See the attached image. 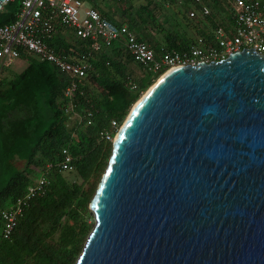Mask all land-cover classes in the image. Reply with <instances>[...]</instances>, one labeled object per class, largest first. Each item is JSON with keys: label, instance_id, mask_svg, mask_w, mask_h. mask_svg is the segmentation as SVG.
<instances>
[{"label": "water", "instance_id": "1", "mask_svg": "<svg viewBox=\"0 0 264 264\" xmlns=\"http://www.w3.org/2000/svg\"><path fill=\"white\" fill-rule=\"evenodd\" d=\"M132 105L74 264H264V54L176 65Z\"/></svg>", "mask_w": 264, "mask_h": 264}, {"label": "trees", "instance_id": "2", "mask_svg": "<svg viewBox=\"0 0 264 264\" xmlns=\"http://www.w3.org/2000/svg\"><path fill=\"white\" fill-rule=\"evenodd\" d=\"M189 1L144 0L135 5L134 0H115V8L126 14L121 21L114 19L115 12L105 10L109 0H91L90 5L114 24H127L158 55L161 50L183 49L196 36L208 35L216 24L228 25L223 0H201L210 9L206 19L188 17ZM165 5L169 6L165 17L168 29L152 11H161ZM19 6L20 0L4 2L0 25L13 21ZM153 30L162 36L158 38ZM48 44L68 55L90 53L91 69L78 81L72 110L63 95L69 78L48 62L22 54L29 58L25 68L1 77L0 211L25 192L37 178L35 173L45 174L48 184L22 208L7 238L2 235L0 218V264L75 263L93 225L88 222L93 218L88 206L111 151L112 141L102 139L99 131L110 128L113 119L121 127L132 104L162 74L150 76L118 43L113 44L111 55L90 50L85 40L67 35L53 36ZM128 61L140 67L142 75L132 76ZM130 80L136 89L128 84ZM84 109L92 112L91 124L84 125L73 114ZM63 147L73 156L71 172L56 167ZM16 161L23 166H17Z\"/></svg>", "mask_w": 264, "mask_h": 264}, {"label": "built area", "instance_id": "3", "mask_svg": "<svg viewBox=\"0 0 264 264\" xmlns=\"http://www.w3.org/2000/svg\"><path fill=\"white\" fill-rule=\"evenodd\" d=\"M84 1L20 0L14 20L0 25V80L7 64L22 54H34L38 60L50 63L69 78L63 95L72 110L71 100L78 89V81L91 69L90 53L79 52L73 56L56 52L48 44L56 35L85 40L90 50L105 55H111L113 44L118 43L124 53L152 77L176 65L218 61L243 48L254 47L255 51L264 54V0H223L228 25L216 24L208 35L196 36L183 49L161 50L158 55L148 43L138 39L127 24H114L92 5L84 8ZM187 6L190 18L206 19L210 14V9L201 0H190ZM128 84L137 88L131 80ZM73 114L84 125L92 122V112L87 109ZM119 127L113 119L110 128L102 129L99 135L113 141V133ZM56 167L64 172L74 170L73 156L67 147L61 149ZM47 184L48 177L40 173L21 196L0 211L4 238L13 231L22 208L30 199L42 194Z\"/></svg>", "mask_w": 264, "mask_h": 264}, {"label": "rangeland", "instance_id": "4", "mask_svg": "<svg viewBox=\"0 0 264 264\" xmlns=\"http://www.w3.org/2000/svg\"><path fill=\"white\" fill-rule=\"evenodd\" d=\"M110 1V3L107 5V7L105 8V10H107L108 11V13H110V12H115V15H114V19L116 20V21H121V19L124 17V15H126V14H121V12H119V10L118 9H116L117 8V6H116V8H115V0H109ZM135 2V5H137L138 3L137 2H139V1H141V2H143L144 0H134ZM91 4V0H85L84 2H83V7L84 8H86V7H88L89 5ZM97 4H99V2L97 1ZM188 4V3H187ZM124 6H126V4L124 5ZM116 9V10H115ZM168 9H169V6L168 5H165V7L161 10V11H158L157 9H152V11L155 13V14H157V20H158V22H160L161 24H163V27L164 28H169V25H168V23H167V18H165V17H168L169 16V14H168ZM132 12H133V10H131ZM112 12V13H113ZM130 13V12H129ZM170 18V17H169ZM168 18V19H169ZM148 24L150 25V28H152V25H151V22H148ZM134 31V30H133ZM189 33H191V30L189 29ZM135 32V31H134ZM153 32H154V34H157V37L159 38V37H161L162 35L161 34H159L158 33V31H155V30H153ZM135 34H137L136 32H135ZM28 57H30V58H36V55H34V54H29L28 55ZM28 57H24V56H22V57H18V58H16L15 60H13V61H11L9 64H7L4 68H3V71H2V73H1V76H13V75H15V74H17V73H19L20 71H22L24 68H25V66L27 65V63H28ZM127 66H128V69H129V73L132 75V76H140V75H142V69L140 68V67H138L134 62H130V61H128V64H127ZM157 79V78H156ZM155 79V80H156ZM143 93V92H142ZM115 137V136H114ZM114 140V139H113ZM23 162H21V161H16V165L17 166H19V167H21V166H23ZM36 176H38V173H35V177ZM68 178H71V179H73L74 178V176H72V175H66ZM88 222H90L91 224H93L94 223V220H93V218H90V219H88Z\"/></svg>", "mask_w": 264, "mask_h": 264}, {"label": "bare ground", "instance_id": "5", "mask_svg": "<svg viewBox=\"0 0 264 264\" xmlns=\"http://www.w3.org/2000/svg\"><path fill=\"white\" fill-rule=\"evenodd\" d=\"M161 75V74H160ZM159 75V76H160ZM145 92V91H144ZM143 92V93H144ZM143 93L141 94V95H143ZM121 128V127H120ZM120 128L117 130V132H116V135H115V137L113 138L114 140L113 141H115L116 140V138H117V136H118V133H119V131H120ZM91 206H92V203H91Z\"/></svg>", "mask_w": 264, "mask_h": 264}]
</instances>
